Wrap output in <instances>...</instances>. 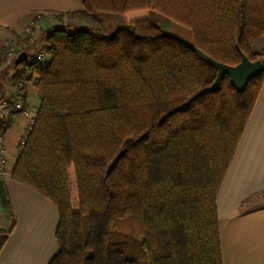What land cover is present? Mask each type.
I'll return each mask as SVG.
<instances>
[{
	"label": "trees",
	"instance_id": "1",
	"mask_svg": "<svg viewBox=\"0 0 264 264\" xmlns=\"http://www.w3.org/2000/svg\"><path fill=\"white\" fill-rule=\"evenodd\" d=\"M81 2L83 17L147 15L128 17L110 36L49 27L46 62L27 59L12 70L13 86L24 65L39 92L12 177L58 207L59 251L49 264H223L216 197L264 72L243 93L225 76L218 91L200 94L217 69L162 30L153 13L210 57L237 65L240 51L264 59V49L251 50L264 33V0ZM7 69L0 104L12 99ZM21 85L14 99L26 108ZM21 111L0 116V134Z\"/></svg>",
	"mask_w": 264,
	"mask_h": 264
},
{
	"label": "crops",
	"instance_id": "2",
	"mask_svg": "<svg viewBox=\"0 0 264 264\" xmlns=\"http://www.w3.org/2000/svg\"><path fill=\"white\" fill-rule=\"evenodd\" d=\"M83 11L81 0H0V55L20 43L29 26L40 34L49 27H95L77 19L100 23L101 17L77 15ZM263 49L264 33L251 45L255 53ZM24 85L25 111L12 114L10 127L0 134L8 155L0 171V264H49L59 251L58 207L12 177L19 142L40 106L35 76ZM11 112L1 117L7 119ZM216 206L223 264H264V84L217 193Z\"/></svg>",
	"mask_w": 264,
	"mask_h": 264
},
{
	"label": "rangeland",
	"instance_id": "3",
	"mask_svg": "<svg viewBox=\"0 0 264 264\" xmlns=\"http://www.w3.org/2000/svg\"><path fill=\"white\" fill-rule=\"evenodd\" d=\"M147 13H143V12H135V14H130L129 16H127L126 18L124 16H120V15H116V14H111V13H102L99 17H101L100 19V23L95 22V20H90V19H82V20H75V22H81L82 24H87L88 26H95L97 27L103 34L110 36L112 34L115 33V31L124 26L126 24L127 18L129 17L130 19H137V18H141L146 16ZM128 18V19H129ZM153 18L154 20L156 19H161V21L158 23V25L162 28V30L169 32L173 35H175L176 37H181L184 39H189V35L187 33H185L179 26H177L176 24H174L170 19L167 18H161V16H159L158 13L154 12L153 13ZM56 18L54 17L53 19V23L55 24ZM58 24V23H57ZM94 27V28H95ZM30 28V32H25V38L21 40L20 43H17L16 46H12V48L9 46L7 48H5L1 55L4 58V61L0 63V68L4 69V68H8V72L11 73L10 76L7 77V82H8V87L10 90V96H11V100L9 102H6V100H3V104H1L2 107H0V116L6 117L5 115H8V111L9 109H13L14 107H16V104L21 103V100H16L14 98H18L20 96V94L22 93L20 91L19 94V86H22L21 84L24 83L26 81V78L29 75L28 70H26V67L23 65L21 66L18 70L17 73L20 76L21 79V84H19V86H13V79H12V75L15 73L14 71H12L13 69H16L11 61L9 59H11V56L9 55V52L12 51L13 53L15 52V58L17 57V55L22 52V51H27L29 54V58H28V62L27 64L31 63L32 61H36V59H34V55L33 53H37V52H44L45 54V59L49 58L50 54H48V47L49 44H47L44 40V31H42L40 34H38L36 32V29L32 26H29ZM70 30H75L77 28H69ZM33 32V33H31ZM35 38L34 41V46H32L31 42H32V38ZM9 60L10 62L7 63ZM12 60V59H11ZM7 61V62H6ZM7 63V64H6ZM25 71V72H24ZM27 71V72H26ZM19 95V96H18ZM14 101V102H13ZM16 101V102H15ZM15 103V104H13ZM15 105V106H14ZM23 105V104H22ZM5 113V114H4ZM83 229H84V233L85 235L88 232V219L86 217L83 218Z\"/></svg>",
	"mask_w": 264,
	"mask_h": 264
},
{
	"label": "water",
	"instance_id": "4",
	"mask_svg": "<svg viewBox=\"0 0 264 264\" xmlns=\"http://www.w3.org/2000/svg\"><path fill=\"white\" fill-rule=\"evenodd\" d=\"M176 38L185 46L193 50L202 60L217 69V74L213 83L201 90L200 94L202 95L209 92L218 91L221 88V82L225 76L229 77L230 84L236 89L238 93H243L246 90L247 84L253 78L264 72V59L252 61L245 53L240 51L241 61L237 65H228L210 57L190 41L181 37ZM236 46L239 49L238 42L236 43ZM28 58L29 54L27 51L20 52L14 59V67L17 68Z\"/></svg>",
	"mask_w": 264,
	"mask_h": 264
},
{
	"label": "built area",
	"instance_id": "5",
	"mask_svg": "<svg viewBox=\"0 0 264 264\" xmlns=\"http://www.w3.org/2000/svg\"><path fill=\"white\" fill-rule=\"evenodd\" d=\"M27 32H30V28L27 29ZM31 33H33V32H31ZM31 40H32L31 44H32V46H34L35 38L33 37ZM9 55L12 57L15 56L12 51L9 52ZM44 57H45L44 52H37L34 54V59H36V61L40 62L41 64H44L47 60ZM3 103H1V104H3ZM16 108L21 109L23 112L25 111V108H23V105L21 103L16 104ZM33 125H34V118L29 121L28 128L25 131L22 139L19 142V147L22 148V146L25 144V137L28 134L29 130L33 127ZM7 160H8L7 151L1 142V136H0V171H2L6 167Z\"/></svg>",
	"mask_w": 264,
	"mask_h": 264
}]
</instances>
